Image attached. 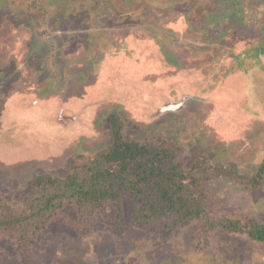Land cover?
<instances>
[{
  "label": "rangeland",
  "instance_id": "obj_1",
  "mask_svg": "<svg viewBox=\"0 0 264 264\" xmlns=\"http://www.w3.org/2000/svg\"><path fill=\"white\" fill-rule=\"evenodd\" d=\"M17 4L0 0V215L23 213L40 175L111 144L116 112L125 139L205 168L211 216L261 220L264 172L252 187L229 169L257 178L264 163V0ZM121 205L119 220L107 203L81 220L66 206L36 234L2 228L0 264H264V243L198 221L164 237Z\"/></svg>",
  "mask_w": 264,
  "mask_h": 264
},
{
  "label": "trees",
  "instance_id": "obj_2",
  "mask_svg": "<svg viewBox=\"0 0 264 264\" xmlns=\"http://www.w3.org/2000/svg\"><path fill=\"white\" fill-rule=\"evenodd\" d=\"M17 2L26 0H10L19 5ZM43 9V4H38L37 10ZM106 122L110 126L111 144L91 156L79 154L73 157L64 177L46 174L34 179L32 185L38 191L24 203L23 213L8 214L6 210L1 213L0 229L24 224L29 230L32 227L36 234L66 206H74L76 219L81 220L107 203H115L119 220L122 199L129 196L137 203L132 222L143 229L163 224L164 237L170 236L182 224L198 221L207 231L221 230L264 243V215L260 221L210 215L209 193L201 182L205 168L198 163L186 168L178 151L164 143L125 139L124 125L116 112H110ZM229 171L240 183L255 187L264 172V163L257 178L240 176L235 168Z\"/></svg>",
  "mask_w": 264,
  "mask_h": 264
}]
</instances>
